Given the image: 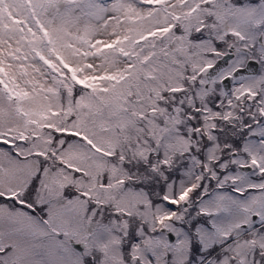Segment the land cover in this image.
Masks as SVG:
<instances>
[{
    "label": "snow or ice",
    "instance_id": "snow-or-ice-1",
    "mask_svg": "<svg viewBox=\"0 0 264 264\" xmlns=\"http://www.w3.org/2000/svg\"><path fill=\"white\" fill-rule=\"evenodd\" d=\"M0 264H264V0H0Z\"/></svg>",
    "mask_w": 264,
    "mask_h": 264
}]
</instances>
